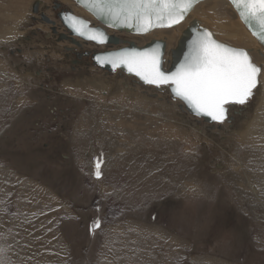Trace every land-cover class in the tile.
I'll use <instances>...</instances> for the list:
<instances>
[{
  "label": "rangeland",
  "instance_id": "rangeland-1",
  "mask_svg": "<svg viewBox=\"0 0 264 264\" xmlns=\"http://www.w3.org/2000/svg\"><path fill=\"white\" fill-rule=\"evenodd\" d=\"M35 1L0 0V264H264V72L231 132L212 137L195 128L179 101L153 88L141 93L95 68L83 78L58 69L59 94L33 89L31 57L62 62L60 51L31 53V40L22 45L27 65L16 70L19 62L11 64L1 48L18 29L23 40L38 26L29 16ZM40 1L47 10L52 0ZM191 15L225 35L245 32L225 0L204 2ZM184 29L132 42L163 40L169 52ZM225 42L251 50L264 69L250 43ZM248 123L243 141L238 133ZM47 162L54 163L52 182L69 184L66 193L42 180Z\"/></svg>",
  "mask_w": 264,
  "mask_h": 264
},
{
  "label": "snow or ice",
  "instance_id": "snow-or-ice-1",
  "mask_svg": "<svg viewBox=\"0 0 264 264\" xmlns=\"http://www.w3.org/2000/svg\"><path fill=\"white\" fill-rule=\"evenodd\" d=\"M200 0H77L78 4L109 21V27L133 29L145 34L155 28L179 24ZM241 22L264 46V0H229ZM65 22L79 36L104 44L105 33L88 27L86 22L66 15ZM161 46L137 51L120 50L98 56L97 62L113 70L125 68L145 84L166 86L197 116L223 123L227 105H245L264 72L246 49L218 42L208 30H197L188 43L183 59L174 70L162 67ZM99 178V163L96 165ZM100 226L95 221L93 229Z\"/></svg>",
  "mask_w": 264,
  "mask_h": 264
},
{
  "label": "flooded vegetation",
  "instance_id": "flooded-vegetation-1",
  "mask_svg": "<svg viewBox=\"0 0 264 264\" xmlns=\"http://www.w3.org/2000/svg\"><path fill=\"white\" fill-rule=\"evenodd\" d=\"M70 5H71V3L63 5V2L60 0H52V1L47 3V6H48L47 10L40 11L38 16L31 17V23L34 25L35 22H37V21L45 22L42 18V15H41L42 13L46 16V18L44 17V19L47 22L44 24H45V26H48V30L47 31H41V32H44V34L41 35L43 39L34 38V37H36L37 34H40V32H38L39 29L37 31L35 29L36 28V26H35L34 31L31 32L30 35L27 34L28 37L26 36L23 40H20V43L17 42L15 44H13L12 47L10 46L11 48L8 47V49H5L4 47L1 48V51L8 55L7 57L9 58L11 64H13L14 62H19V64H18L19 67L14 66L15 68H17V70H18V68H22V67H24V65L25 66L27 65L25 62H21L22 61V55L21 54H23L22 53V50H23L22 45H24V44L29 45L31 40L36 39L35 42L32 43L33 46H29V48L27 49V51H29L31 53H37V51H38L37 48H39V47L46 49V52H49V53H54L56 50L60 51L61 57L63 58L62 62L53 63L51 61H48V59H45V58L42 60V58H38V56L37 57H35V56L31 57L33 63H35V66H36V68H35L36 72L34 74L36 77V82L39 83V85H31L32 83H30L29 86L33 89L39 88L42 91L43 90H45V91H56L57 90V93L54 92V94H59L58 90H60V85H61L60 82L62 81V78L59 77V70L58 69L66 67V68H68L69 72L71 74H73L72 76L77 75L78 77L83 78V76L87 72H89L91 69H93V68L88 66L89 55H93L95 53H99L102 51L116 49V48L123 46V45L98 46V45H93V44H86L85 42H83L79 38H76L74 36H70V34L67 32L66 28L62 25L61 21H59L55 18V15H57V13H60L61 9H64V7L69 9L73 16H75L77 18H82L84 21L88 22L89 28L94 29V28L98 27V24L95 23V21H93L92 19L83 17L79 13L74 12L73 6H70ZM32 11L33 12L38 11V7H37V9L32 8ZM35 17H36V19H35ZM106 32H107V34H111L109 32V30H107V29H106ZM114 36L119 37L118 34H114ZM120 38L125 40V41L131 40V42L134 40L142 39V37H136L135 39H131V37H128V36L120 37ZM45 40H47V41H45ZM58 43H63L62 48L58 47V45H59ZM139 44H138V46H140ZM32 47H35V48H32ZM46 52H43L44 57H47ZM21 65H22V67H21ZM41 71H43V72H41ZM35 77L33 78V83H34ZM41 81H42V84H40ZM31 88H30V90H31ZM137 89H139V88H137ZM139 90L141 91V93L146 92V94H148V92H149L147 90H141V89H139ZM155 96H156V94H155ZM229 109H230L229 117L226 119V121L223 124H221L219 126L218 125L208 126L205 124H201L200 122H198L197 120H194L193 118H191V121L196 126H199V127L195 126V128H198L201 131H203L205 133V136H207V137L215 136L217 133L223 132L225 128H227V131H224V132H225V134H228L229 132H231V129H232L233 125L235 124L237 118L242 115V111H241L240 107H233V108L230 107ZM12 112H14V111L12 110ZM20 114L21 113H19L18 115H20ZM15 116H17V114H14V116L11 115V117H13L12 122L15 121V118H17ZM65 117L66 116L64 115L63 118H65ZM65 119H62V121H65ZM24 122H26V121H24ZM58 128L61 130V132L65 131V127L62 125H58ZM64 161L65 162L67 161V157L64 158ZM52 164H54V163L47 162V165L44 166L42 170H40L42 179L44 181L47 178H49V179L51 178V168H49V167ZM215 166H216V168H215L216 171L218 169H222L224 167L221 162H219L218 164H215ZM53 168H54V171H56V167H54V165H53ZM212 169H213V167H212ZM216 171L211 170L210 171L211 175L213 172L215 173ZM214 175H216V174H214ZM54 178H55V172H54V177L52 179H50L47 182V184H49V186H51L52 189L57 190L60 195L67 192L68 188H69V184L68 183L52 182V180H54Z\"/></svg>",
  "mask_w": 264,
  "mask_h": 264
},
{
  "label": "water",
  "instance_id": "water-1",
  "mask_svg": "<svg viewBox=\"0 0 264 264\" xmlns=\"http://www.w3.org/2000/svg\"><path fill=\"white\" fill-rule=\"evenodd\" d=\"M70 1L73 4H75L76 7H78L81 10H83L85 13H87L92 18V20L95 21V23L98 24V27H96L94 29L105 33L106 36H107V40H106V42L104 44H97L95 41H91V40H88V39H86L84 37H81V36L77 35L72 30V28L69 26V24L65 22L64 17L66 15H70V16H73V15H72V13H71V11L69 9L64 7V9H61L60 13H57V15H55V18L57 20L61 21L62 25L66 28V30L70 34V36H74L76 38H79L80 40H82L86 44H93V45H98V46H103V45L104 46L123 45L122 47H119V48H116V49H111V50H107V51H102L100 53H95L93 55H89V60H88L89 61V67L98 69L99 71L102 72V74H106V75H109V76H116L115 78L117 80L121 79L122 77L125 78V79H128L129 82L131 84H133V86H138L139 88L140 87L141 88H150V89L153 88L154 91L157 94H167L169 96L170 100L179 101L180 102V106L179 107H180L181 111L187 113L190 117L194 118L195 120H197L201 124H205V125H209V126L223 124L226 121V119L229 117V115H230L229 107H235V106L236 107H240L241 111H242L253 100V97L256 94L255 91L257 90V88L259 87V84H260V76L258 77L257 87L255 89H253V95L249 99V101L245 105H232V104L227 105L226 106V108L228 109L227 118L225 119V121L223 123H218L216 121H213L210 117H204V116L195 115L193 113L192 109H190L183 101L179 100L178 98H176L174 96V94L171 92V89L169 87L161 86L160 88H157L154 85L145 84L143 81H141L139 79V77H136L135 75L129 73L123 67L117 68L116 70H113L110 65L105 64V65L101 66L97 62L96 58L98 56H103V55H105L107 53L116 52V51H120V50H124V49H128V50L135 49L137 51H142V50H145V49L155 48L157 46V44H159L161 46V53H162V55H161L162 67L165 68L166 70H174L175 66L183 59L184 53L187 51L188 43L192 39V36H193L194 32L197 31V30H208L209 32H211L208 28L203 27L197 20L189 18L190 14L192 13V11L194 10V8L196 6H198V5H200V4L204 3V2H207L209 0H200V2L197 3L193 7V9L188 13V15L179 24H176V25H174L171 28H155V29H153L150 32L145 33V34H137L133 29H129V28H125V27H109L108 26L109 25V21L105 17L96 15L94 11L90 10L89 8H87L85 6H82L81 4H78L77 0H70ZM225 1L230 5L232 10L235 12L237 18L241 22V19H240L239 15L237 14L236 10L232 6V4L229 2V0H225ZM38 4H39V1H35L33 3V5H32V8L35 9ZM73 17H75V16H73ZM42 18H43V20L45 22H47L44 19L43 16H42ZM78 19L83 20L82 18H78ZM188 19L190 20V22L185 27V29L181 32L180 38L178 39V41L176 43V46L173 49L169 50L168 53L165 52L166 44L162 40L154 39V40H151V41L147 42L146 44H144L142 46H138L134 42L125 41V40L120 38V37L128 36V37H131V39H135L136 37H144V36L151 35V34H153L154 32H157V31L172 30V29H175L178 26L182 25L183 23H185ZM84 22H86V21H84ZM86 24L88 25L89 23L86 22ZM242 25L247 30V32L253 37V35L248 30V28L244 25V23H242ZM106 29L109 30V32L111 34H107ZM114 34H118L119 37H115ZM213 36H214V34H213ZM214 38L216 39L215 36H214ZM254 39L257 41L256 38H254ZM217 41L220 42L219 40H217ZM257 43H258V41H257ZM258 44L261 46L260 43H258ZM226 45H228V44H226ZM262 47L264 48V46H262ZM235 48H239V47H235ZM242 49H244V48H242ZM248 52L251 55V52L250 51H248ZM259 54H260V56H262L260 52H259ZM166 56H169L170 60H167ZM251 58H252V56H251ZM252 60H253V58H252ZM258 66H260L262 68V65L259 64Z\"/></svg>",
  "mask_w": 264,
  "mask_h": 264
},
{
  "label": "bare ground",
  "instance_id": "bare-ground-1",
  "mask_svg": "<svg viewBox=\"0 0 264 264\" xmlns=\"http://www.w3.org/2000/svg\"><path fill=\"white\" fill-rule=\"evenodd\" d=\"M39 5V6H38ZM37 6H36V8L35 9H37V7H38V11H34V13L32 12V7L30 8V10H29V16L31 15V12H32V14H33V16H38L39 15V13H40V11H44V3L43 2H40V0H39V4H38ZM31 6V5H30ZM71 6H73V9H74V12H76V13H79L81 16H83V17H88L89 15L87 14V13H85L83 10H81V9H77L76 8V6L74 5V4H72ZM36 12V13H35ZM43 17H45L46 18V16L42 13L41 14ZM88 15V16H87ZM189 18H192V15L190 14V16H189ZM194 18V17H193ZM216 18V17H215ZM35 19H36V17H35ZM90 19H92V18H90ZM217 19V18H216ZM195 20H197L203 27H205V28H208V27H206V26H204L203 24H202V22H201V20H199V19H195ZM41 21V20H40ZM238 21H239V24L243 27V29L245 30V32L244 31H241V33L240 34H238L237 32H236V34L234 33H232V35L231 34H228V35H225V32H223L222 30H220V29H218V27H216L215 25H214V27H212V28H208L213 34H214V36H215V34L216 33H218V34H221V33H223L224 35H222L221 34V36H222V38H220V40L216 37V39L217 40H219L220 42H222V43H225V44H228V43H226L225 42V38L227 37V38H229L230 39V37L232 36V38H237L238 40H244L245 42H248V43H250L251 44V49H254V51L257 53V55L259 56V57H262V59L261 60H264V48L262 47V46H260L258 43H257V41L247 32V30L244 28V26L242 25V23L240 22V20L238 19ZM43 22V21H42ZM190 22V20L188 19L185 23H184V25H185V27L188 25V23ZM44 23H46V22H43V23H40L39 21H37V22H35V25H37L38 24V26L35 28L37 31H38V29H39V31L38 32H40L41 33V31H47L48 30V26H45V24ZM42 24H44V25H42ZM48 24V23H47ZM29 25V24H28ZM34 25V26H35ZM208 25V24H207ZM222 27V26H221ZM41 28H43V29H41ZM32 29V28H31ZM231 29L230 28H228L227 30H225V31H230ZM22 31V30H21ZM183 31V30H182ZM23 32V31H22ZM22 32L20 33V30L18 29V31H17V35L15 36V37H11V38H7V39H5V43H3L2 44V46L4 47V46H6V45H8L11 41H15V39H18V42L24 37V35H21L22 34ZM24 33V32H23ZM51 33V32H50ZM48 34V33H47ZM56 35V34H55ZM66 35V34H65ZM181 35V34H180ZM41 37V36H40ZM52 37V36H51ZM56 37V36H55ZM67 37V36H66ZM34 38H36V37H34ZM33 38V39H34ZM49 38V37H48ZM47 38V39H48ZM179 38H180V36H179ZM179 38H177L176 40H175V42H177L178 41V39ZM38 39H40V38H38ZM43 39V38H42ZM54 40V39H53ZM76 40V39H75ZM45 41H47V40H45ZM49 41V40H48ZM163 41V40H162ZM20 43V42H19ZM59 44V45H58ZM57 45L58 46H60V45H63L62 43H58ZM165 44H166V42H165ZM65 45V44H64ZM228 45H230V44H228ZM1 46V47H2ZM231 46V45H230ZM167 48H168V46H167V44H166V50H165V52H168L167 51ZM20 49V48H19ZM46 50V49H45ZM70 50V49H69ZM250 52H251V50H249ZM259 52L261 53V55L262 56H260V54H259ZM48 53V52H47ZM100 53V52H99ZM67 54V53H66ZM22 55V54H21ZM252 55V54H251ZM67 56V55H66ZM65 59V58H64ZM166 59H167V56H166ZM168 60V59H167ZM169 60H170V58H169ZM258 65L259 64H261V65H263L262 63H257ZM17 70V69H16ZM41 72H43V71H41ZM28 73V72H27ZM45 74V73H44ZM34 77H35V75H34ZM115 77V76H114ZM122 79H124L123 77L121 78V80ZM115 80H116V78H115ZM117 82V81H116ZM115 82V83H116ZM260 82H261V80H260ZM97 83L99 84V83H101L100 81H92V84H91V86H92V88H94L95 90H99L100 89V86L99 85H97ZM112 83V82H111ZM111 85V84H110ZM261 85V83L259 84V86ZM96 87V88H95ZM125 87H126V85H125ZM128 87V86H127ZM126 90V89H125ZM100 91V90H99ZM127 91V90H126ZM49 92V91H48ZM143 92V91H142ZM128 93V92H127ZM106 94V95H105ZM132 94H134V93H132ZM104 95L105 96H107V93H104ZM141 95V94H140ZM126 96V95H125ZM131 96V95H130ZM133 96V95H132ZM130 99H131V97H129ZM134 99H136V94L134 95ZM164 99V98H163ZM128 101H129V99H128ZM163 101V100H162ZM262 101L264 102V86H263V96H262ZM248 106V105H247ZM170 119V118H169ZM168 119V120H169ZM226 124V123H225ZM186 125V124H185ZM219 126V125H218ZM249 127H250V123H248V125L246 126V127H244V128H242V131H240L239 133H238V135H239V137H240V139L241 140H243L244 141V139H249V136H247V135H245L246 134V132L248 131V129H249ZM199 131V130H198ZM189 137H191V136H189ZM251 137H253V136H251ZM250 137V138H251ZM193 138V137H192ZM191 138V139H192ZM204 138V137H203ZM254 139V138H253ZM186 141V140H185ZM255 146V145H254ZM250 149V148H249ZM248 150V149H247ZM185 151V150H184ZM234 152V151H233ZM253 156H254V154H252ZM244 156V155H243ZM237 159V158H236ZM233 162V161H232ZM256 163V162H255ZM253 164V163H252ZM250 169V168H249ZM254 170H255V168H254ZM249 171V170H248ZM155 216V215H154ZM160 220V219H159ZM41 240V239H40ZM41 241H43V240H41ZM46 242V241H45ZM39 250V249H38ZM11 252V251H10ZM40 252V251H39Z\"/></svg>",
  "mask_w": 264,
  "mask_h": 264
},
{
  "label": "crops",
  "instance_id": "crops-1",
  "mask_svg": "<svg viewBox=\"0 0 264 264\" xmlns=\"http://www.w3.org/2000/svg\"><path fill=\"white\" fill-rule=\"evenodd\" d=\"M136 100V102L138 101V100H140L139 98L138 99H135ZM140 101H142V100H140ZM147 102H148V100H147ZM180 141H182V140H180ZM66 193V192H65ZM52 217V216H51ZM49 220V219H48ZM47 225H50L51 226V221L49 220V224H47Z\"/></svg>",
  "mask_w": 264,
  "mask_h": 264
},
{
  "label": "trees",
  "instance_id": "trees-1",
  "mask_svg": "<svg viewBox=\"0 0 264 264\" xmlns=\"http://www.w3.org/2000/svg\"><path fill=\"white\" fill-rule=\"evenodd\" d=\"M43 180V179H42Z\"/></svg>",
  "mask_w": 264,
  "mask_h": 264
}]
</instances>
